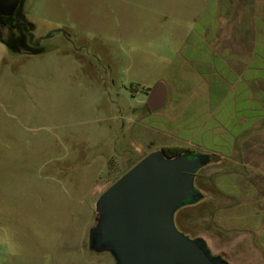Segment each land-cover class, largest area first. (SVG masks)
I'll return each mask as SVG.
<instances>
[{
	"label": "rangeland",
	"instance_id": "1",
	"mask_svg": "<svg viewBox=\"0 0 264 264\" xmlns=\"http://www.w3.org/2000/svg\"><path fill=\"white\" fill-rule=\"evenodd\" d=\"M8 21L0 26V264H116L111 251L90 247L98 198L151 152H199L184 143L191 131L169 121L182 120V106L171 110L179 94L170 87L166 105L150 110L151 88L169 87L192 57L206 59L208 50L193 47H210L223 30L240 43L254 30L263 54L264 0H20ZM229 89L220 90V115L203 109L225 124L234 119ZM202 178L198 169L197 190ZM202 198L214 195L175 212L190 238L210 233ZM209 242L230 264H264V251L230 256L216 235Z\"/></svg>",
	"mask_w": 264,
	"mask_h": 264
},
{
	"label": "crops",
	"instance_id": "2",
	"mask_svg": "<svg viewBox=\"0 0 264 264\" xmlns=\"http://www.w3.org/2000/svg\"><path fill=\"white\" fill-rule=\"evenodd\" d=\"M223 34L224 30L222 39L210 47H193L195 51L208 50L209 56L189 59L186 71L180 70L170 86L166 85L167 102L170 87L180 97L178 104L171 106L172 112L180 106L183 111L182 120L173 114L169 121L182 126L185 133L191 131L184 135V143L198 147L199 152L191 148L184 152L209 156L199 168L203 178L198 191L201 197L210 191L214 198H202V230L210 233L201 234V238L211 249L209 237L214 234L230 256L229 250H235L252 258L264 251V225L255 226L257 214L262 215L256 207L264 208V53H256L259 41L254 30L248 32L245 43H240L239 35L236 40H224ZM260 43L264 49V39ZM227 84L231 87L234 119L225 124L214 116L215 110L209 113L203 109L208 103L216 106L218 115L222 113L219 104L224 94L220 90ZM202 90L210 94L204 101L199 92Z\"/></svg>",
	"mask_w": 264,
	"mask_h": 264
},
{
	"label": "water",
	"instance_id": "3",
	"mask_svg": "<svg viewBox=\"0 0 264 264\" xmlns=\"http://www.w3.org/2000/svg\"><path fill=\"white\" fill-rule=\"evenodd\" d=\"M19 1L0 0V21L5 13H14ZM166 102V84L158 81L147 105L158 110ZM208 161L206 154L171 157L164 149L144 156L98 198L90 247L111 251L116 264H230L212 255L203 238L179 231L174 220L180 206L202 196L195 175Z\"/></svg>",
	"mask_w": 264,
	"mask_h": 264
},
{
	"label": "trees",
	"instance_id": "4",
	"mask_svg": "<svg viewBox=\"0 0 264 264\" xmlns=\"http://www.w3.org/2000/svg\"><path fill=\"white\" fill-rule=\"evenodd\" d=\"M164 150L166 151L167 156H171V157L184 152V150L181 149L180 147H170L168 149L164 148Z\"/></svg>",
	"mask_w": 264,
	"mask_h": 264
},
{
	"label": "flooded vegetation",
	"instance_id": "5",
	"mask_svg": "<svg viewBox=\"0 0 264 264\" xmlns=\"http://www.w3.org/2000/svg\"><path fill=\"white\" fill-rule=\"evenodd\" d=\"M16 11V10H15ZM14 11V12H15ZM13 14L14 13H12V14H10V13H5L4 15H3V17H2V20L0 21V26L1 25H3V26H6V25H9V22L10 21H8L9 19H10V17H12L13 16Z\"/></svg>",
	"mask_w": 264,
	"mask_h": 264
}]
</instances>
